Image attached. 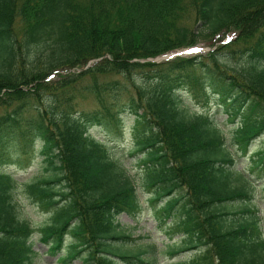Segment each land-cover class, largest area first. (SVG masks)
I'll return each instance as SVG.
<instances>
[{
  "label": "trees",
  "instance_id": "1",
  "mask_svg": "<svg viewBox=\"0 0 264 264\" xmlns=\"http://www.w3.org/2000/svg\"><path fill=\"white\" fill-rule=\"evenodd\" d=\"M226 31L236 45L147 60ZM183 91L206 106L219 98L239 120L242 153L264 137V0H0V264H34L38 255L18 190L50 213L41 239L64 251L62 261L156 262L146 260L156 245L134 249L118 220L143 210L135 175L90 133L122 134L127 115L149 203L181 234L168 254L196 251L171 264H264L256 180L237 168L214 116L188 111ZM89 97L97 108L79 111ZM36 146L45 176L21 181L2 169ZM251 167L264 178V146Z\"/></svg>",
  "mask_w": 264,
  "mask_h": 264
},
{
  "label": "rangeland",
  "instance_id": "2",
  "mask_svg": "<svg viewBox=\"0 0 264 264\" xmlns=\"http://www.w3.org/2000/svg\"><path fill=\"white\" fill-rule=\"evenodd\" d=\"M190 25H194L193 21ZM198 32V30H196ZM224 32V31H223ZM236 32L226 31L225 34H218L215 37L208 39L199 38L192 46L180 48L176 51H171L161 56L162 60H173L176 57L186 56H206L211 51L215 50L218 46L223 44L236 45ZM172 52H177L172 57L166 56ZM144 61V60H143ZM147 61V60H146ZM183 104L187 107L190 113L194 112H205L208 111L216 121L220 124L221 128L225 131L228 145L235 155L237 168L245 169L249 175L256 180V197L255 203L261 208L262 215V229L264 234V178L258 179L257 172L252 171V156L255 152L264 146V137L258 138L253 142L249 151L244 154L238 150L235 141V130L239 124V120L231 121L228 118V114L223 110L219 98L213 97L210 100V104L206 106L204 104L205 97L199 95L194 96L188 91H183ZM97 102L94 98L89 97L86 100H79L77 109L79 111H90L97 108ZM122 134L116 129L109 130L102 126H93L90 128V133L97 139L107 143L111 154L125 162L130 168L132 174L135 175L140 197L143 204L142 212L137 216L133 217L126 213L121 214L118 217L122 227L129 233L132 234L134 249L138 247L145 248L148 245H156L157 251L155 254L148 253L146 260L157 257L154 264H171L180 260H186L196 254V251H184L175 256H170L168 250L171 247L179 246L181 244V234L173 233L170 234L171 228L170 221L161 222L156 214V208L149 203L150 193L142 185V177L140 168L138 166L139 155L132 153L134 146V132H133V117L127 115L124 117L122 123ZM35 153L33 155L28 154L22 157V161H13L11 164L3 166V170L13 174L21 181H28L37 177L45 176L46 163L44 156L39 154L38 147L34 148ZM17 199L20 204L21 216L27 219L32 225L35 226L36 232L32 237L34 250L38 253L35 257L34 264H84V262L77 258L71 262H64L60 259V255L64 253H52L49 251V243L44 242L42 237L41 228L50 222V213L42 208L39 204L34 202L23 190L17 191ZM68 241V240H67ZM121 264H132V263H121ZM151 264V263H143Z\"/></svg>",
  "mask_w": 264,
  "mask_h": 264
},
{
  "label": "water",
  "instance_id": "3",
  "mask_svg": "<svg viewBox=\"0 0 264 264\" xmlns=\"http://www.w3.org/2000/svg\"><path fill=\"white\" fill-rule=\"evenodd\" d=\"M160 59V58H159ZM159 59H155L154 61H157V60H159ZM87 67H89V64H88V66Z\"/></svg>",
  "mask_w": 264,
  "mask_h": 264
}]
</instances>
